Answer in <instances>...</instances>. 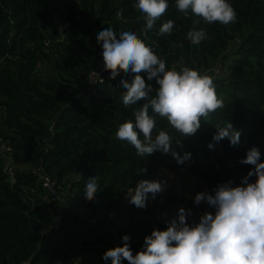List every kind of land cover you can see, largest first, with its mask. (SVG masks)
I'll return each instance as SVG.
<instances>
[{
    "label": "trees",
    "instance_id": "obj_1",
    "mask_svg": "<svg viewBox=\"0 0 264 264\" xmlns=\"http://www.w3.org/2000/svg\"><path fill=\"white\" fill-rule=\"evenodd\" d=\"M167 2L165 14L148 29L138 0H0V144L9 146L15 165L10 180L0 158V264H112L103 254L122 245L125 235L135 254L154 228L178 220L181 208L190 224L205 212L215 214L207 201L196 204L170 193L138 208L128 192L138 181L152 180L160 168L180 169L214 195L219 185H238L254 168L241 163L248 149L257 147L264 161V0H228L237 14L228 25L208 24L190 10L181 13L176 0ZM167 20L174 21L173 31L161 35ZM108 27L117 38L123 31L136 33L168 69L189 67L213 77L224 107L202 118L194 135L156 117L154 135L167 131L172 151L191 154L183 163L171 152L138 156L117 138L119 125L134 122V111L146 102L123 104L120 81L134 74L111 79L104 69L98 82L85 81L97 62L104 64L97 34ZM199 29L207 38L193 44L187 33ZM218 62L222 75L213 76L210 68ZM141 75L154 96L155 79ZM228 122L241 133L236 146L227 138L213 141L217 127ZM41 174L54 180L60 200L41 188ZM90 176L99 188L87 200ZM119 199L128 221L112 230L107 215L91 210L106 213Z\"/></svg>",
    "mask_w": 264,
    "mask_h": 264
},
{
    "label": "clouds",
    "instance_id": "obj_2",
    "mask_svg": "<svg viewBox=\"0 0 264 264\" xmlns=\"http://www.w3.org/2000/svg\"><path fill=\"white\" fill-rule=\"evenodd\" d=\"M167 0H138L136 7L146 16V27L152 29L154 23L168 9ZM176 7L185 15L189 10L208 24L220 22L228 25L235 22L236 11L228 0H176ZM174 21L167 20L160 28L161 35L170 34ZM193 44L207 38L203 29L187 33ZM97 42L102 44L105 70H110V78L121 73L134 74L131 81L122 78L120 83L126 89L122 96L125 106L146 101L134 111V122L128 120L119 125L116 136L136 149L138 156L146 157L156 151L169 153L183 163L190 157L185 153L180 157L172 151V137L160 130L154 135L156 117L166 118L179 133L194 135L201 126V119L224 107L223 98L218 96L214 79L207 73L183 67L181 70L168 69L166 62L158 57L136 33L123 31L117 34L111 27L100 30ZM146 73L149 81L155 79L158 88L155 95L151 83H146L141 73ZM151 109V114L150 110ZM241 133L228 122L217 127L213 141L227 138L231 145L240 143ZM209 143V148H213ZM260 151L253 146L247 150L241 163L253 165L241 183L231 181L219 185L213 194L197 193L194 202L207 201L215 209V214L205 212L198 223H188L185 210L180 209L179 219L172 220L166 229H153L145 236L143 248L133 254L129 236H123V244L110 248L103 259L111 258L112 264H264V161ZM143 171V170H142ZM255 176L252 181L250 178ZM97 178L90 176L85 186L87 200L94 199L98 191ZM163 190L159 181L141 179L134 189L129 190V202L138 208L146 207L149 194L153 197Z\"/></svg>",
    "mask_w": 264,
    "mask_h": 264
},
{
    "label": "built area",
    "instance_id": "obj_3",
    "mask_svg": "<svg viewBox=\"0 0 264 264\" xmlns=\"http://www.w3.org/2000/svg\"><path fill=\"white\" fill-rule=\"evenodd\" d=\"M213 67V66H212ZM210 69L211 75L219 76L221 75L220 72V64L217 67H213ZM104 64L102 62H97L95 66L90 69L88 72L84 74L85 81L88 84H93L98 82L101 77L102 73L104 72ZM219 71V72H218ZM205 73H208L207 71ZM10 148L7 144L1 143L0 144V158H3V170L6 173L7 177L11 180L13 177V169L15 165L11 163L10 157ZM39 183L41 188L45 191L48 197L51 200H60L62 192L57 189L56 183L53 179L49 178V176L41 174L39 176ZM129 210L127 207L123 206L116 214H113L109 220V227L112 230L117 229L118 227H122L128 221Z\"/></svg>",
    "mask_w": 264,
    "mask_h": 264
},
{
    "label": "rangeland",
    "instance_id": "obj_4",
    "mask_svg": "<svg viewBox=\"0 0 264 264\" xmlns=\"http://www.w3.org/2000/svg\"><path fill=\"white\" fill-rule=\"evenodd\" d=\"M218 65L219 62L214 64L213 67H217ZM219 73L222 75L221 68ZM152 180L159 181L163 186V190L155 195V197L159 201L163 198L165 194L170 193L179 197H184L190 200L191 202L195 203L194 200L196 194L200 192H206L203 186H201L195 178L191 177L184 170L180 169L176 171H168L166 169L160 168L158 169L156 175L152 178ZM152 198V194H149L147 202H150ZM123 206L126 205H124L119 199L118 201H116L114 207L106 213H100V211L94 209L91 210V214L96 213L101 216L105 214L108 216V218H110V215L116 214L121 208H123Z\"/></svg>",
    "mask_w": 264,
    "mask_h": 264
},
{
    "label": "water",
    "instance_id": "obj_5",
    "mask_svg": "<svg viewBox=\"0 0 264 264\" xmlns=\"http://www.w3.org/2000/svg\"><path fill=\"white\" fill-rule=\"evenodd\" d=\"M36 166H37V164H36Z\"/></svg>",
    "mask_w": 264,
    "mask_h": 264
}]
</instances>
